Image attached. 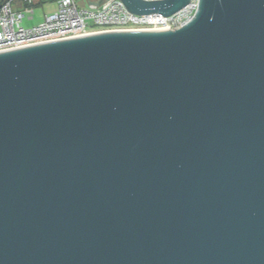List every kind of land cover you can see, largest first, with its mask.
Here are the masks:
<instances>
[{"label": "water", "instance_id": "obj_1", "mask_svg": "<svg viewBox=\"0 0 264 264\" xmlns=\"http://www.w3.org/2000/svg\"><path fill=\"white\" fill-rule=\"evenodd\" d=\"M0 264H264V0L0 52Z\"/></svg>", "mask_w": 264, "mask_h": 264}, {"label": "built area", "instance_id": "obj_2", "mask_svg": "<svg viewBox=\"0 0 264 264\" xmlns=\"http://www.w3.org/2000/svg\"><path fill=\"white\" fill-rule=\"evenodd\" d=\"M155 1V0H145ZM34 0H6L0 6V52L69 38L112 32L169 31L187 24L200 0H190L177 12L140 15L129 11L123 0H105L100 7L80 8L76 0H57L55 12L32 27L23 26L33 15Z\"/></svg>", "mask_w": 264, "mask_h": 264}, {"label": "rangeland", "instance_id": "obj_3", "mask_svg": "<svg viewBox=\"0 0 264 264\" xmlns=\"http://www.w3.org/2000/svg\"><path fill=\"white\" fill-rule=\"evenodd\" d=\"M78 6L80 8H88L89 3L87 0H76ZM57 0H43L39 4H34L32 8L34 9V17L33 20H28L29 18L26 16L23 20V26L30 27L34 23H38L40 19H44L46 14L54 11L57 8ZM34 26V25H33Z\"/></svg>", "mask_w": 264, "mask_h": 264}, {"label": "crops", "instance_id": "obj_4", "mask_svg": "<svg viewBox=\"0 0 264 264\" xmlns=\"http://www.w3.org/2000/svg\"><path fill=\"white\" fill-rule=\"evenodd\" d=\"M42 1H43V0H34L33 5H34V4H39V3H41ZM56 9H57V8H56ZM56 9H55L54 11H51V12L48 13V14H51V13L55 12ZM48 14H46V15H48ZM26 16H27V15H26ZM27 17L29 18L28 20H33L32 18L34 17V13H33L32 16H31V15H28ZM42 21H44V19H40V21H39L38 23H34V24H32L30 27H32L33 25H37V24L41 23Z\"/></svg>", "mask_w": 264, "mask_h": 264}, {"label": "trees", "instance_id": "obj_5", "mask_svg": "<svg viewBox=\"0 0 264 264\" xmlns=\"http://www.w3.org/2000/svg\"><path fill=\"white\" fill-rule=\"evenodd\" d=\"M4 1H6V0H0V6H1V4H2Z\"/></svg>", "mask_w": 264, "mask_h": 264}]
</instances>
